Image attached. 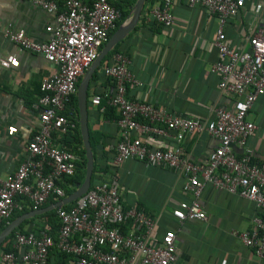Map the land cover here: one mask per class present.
Masks as SVG:
<instances>
[{
  "label": "built area",
  "instance_id": "1",
  "mask_svg": "<svg viewBox=\"0 0 264 264\" xmlns=\"http://www.w3.org/2000/svg\"><path fill=\"white\" fill-rule=\"evenodd\" d=\"M52 16L44 30L48 37L38 42L24 31L6 30L4 36L20 51L42 56L54 70L40 83L33 102L37 128L25 147V157L15 171L0 179V225L9 224L16 212L38 210L65 196L64 179L75 175L80 156L58 143L78 128L70 104L80 77L97 58L116 28L120 11L113 0H24ZM248 0H149L147 14L156 24H174L173 6L202 8L218 19L214 45L218 58L211 72L218 88L230 96L232 106L215 108L212 119L177 116L165 107L129 97L128 85H141L129 69L130 58L112 52L101 67L108 79L89 98L92 106L102 101L116 113L118 139L112 146V163L120 166L136 160L145 166L168 168L184 178L183 191L190 201L180 202L171 212L179 222H201L206 218L201 196L206 185L251 201L257 213L252 228L233 231L241 243L264 258V157L255 158L246 140L256 129L247 116L264 94V0H251L248 11L251 30L243 46L232 48L225 26L239 14ZM10 62L15 63L13 59ZM206 133L216 141L204 163L193 161L183 150L185 138ZM151 141V142H150ZM155 142V143H153ZM159 142H163L159 144ZM236 148H239L237 151ZM100 174L73 205L55 208L59 221L56 236L46 229L17 231L0 252V264H50L51 253L67 256L64 264H179L176 234L166 230L154 237L155 219L138 206L123 201L117 175Z\"/></svg>",
  "mask_w": 264,
  "mask_h": 264
},
{
  "label": "crops",
  "instance_id": "2",
  "mask_svg": "<svg viewBox=\"0 0 264 264\" xmlns=\"http://www.w3.org/2000/svg\"><path fill=\"white\" fill-rule=\"evenodd\" d=\"M113 1L128 10L120 26L130 18L133 5L128 7L122 0ZM246 4H240L238 16L225 26L228 43L235 49L243 46L254 24H249L253 18L248 7L245 9ZM147 8L148 3L144 2L133 29L118 42L117 49L130 58L129 69L141 82V85H128L129 97L165 107L177 116L195 117L201 121L212 119L217 107L230 108L232 99L220 91L219 78L210 69L218 58L214 45L217 17L202 8L190 9L175 2L174 24L162 27L148 17ZM51 22V15L27 1L0 0V179L11 175L25 157L27 141L37 128L38 115L32 104L39 96L41 80L54 70V66L42 56L21 52L4 33L6 30L24 29L31 39L41 42L47 39L44 28ZM105 63L106 60L102 64L100 62L99 77L88 84V100L106 85L101 72ZM113 116L107 118L88 103V131L99 138L95 158L97 168L108 177L119 176L123 201L127 206H138L152 215L156 222L154 237H160L166 230L175 232L179 264H264V258H259L252 248L244 246L232 233L252 228L251 219L257 209L251 201L206 185L201 196L205 220L177 221L171 214L172 210L180 202L191 199L183 191V176L168 168L145 166L136 160H126L120 166H114L111 149L118 139L119 130L115 112ZM247 118L256 125V129L247 138L246 146L255 158L262 159L264 94L253 104ZM185 139L183 150L198 163H204L216 145V141L206 133ZM58 143L77 154L81 151L76 138H64ZM24 209L26 211L21 214L31 211L28 205ZM49 211L22 221L21 230L46 227L48 219L41 215ZM54 258L53 253L51 263Z\"/></svg>",
  "mask_w": 264,
  "mask_h": 264
},
{
  "label": "water",
  "instance_id": "3",
  "mask_svg": "<svg viewBox=\"0 0 264 264\" xmlns=\"http://www.w3.org/2000/svg\"><path fill=\"white\" fill-rule=\"evenodd\" d=\"M145 0H136L132 6L131 16L121 24L109 37L105 45L100 50L97 58L92 62L89 68L83 74L82 79L80 80L77 86L76 98H77V108H78V123L79 130L81 134V139L85 151V173L84 178L81 183L75 185V189L65 196L60 201L53 203L45 208H40L38 210H32L26 213L21 214L14 220H12L1 232H0V245L19 225L22 221L31 218L35 215L43 213L45 211L53 210L62 205L69 204L75 201L77 198L82 196L90 187L91 176L93 172L94 158L92 155V150L90 147L89 140V131H88V106H87V88L92 78L94 71L99 66L101 60L108 54L109 51L118 43L127 33H129L135 23L137 22L139 15L141 13L143 4Z\"/></svg>",
  "mask_w": 264,
  "mask_h": 264
},
{
  "label": "trees",
  "instance_id": "4",
  "mask_svg": "<svg viewBox=\"0 0 264 264\" xmlns=\"http://www.w3.org/2000/svg\"><path fill=\"white\" fill-rule=\"evenodd\" d=\"M122 1L125 3V6H128V7L130 6L131 7L135 3L136 0H122ZM148 1L149 0H145V3L148 2ZM113 4L120 11V18H119V20H118V22L116 24V28L110 33L109 37L118 28L119 24L121 22H123L124 19L126 18V16L128 15V10L127 9H124V5L119 4V3H114V2H113ZM118 44L119 43H116L115 46L111 49V51H109L108 54L101 60V64L107 59V57L112 52L119 51L117 49ZM101 64L94 71V73L92 75V78L90 79L89 84H91L93 81H95L99 77V75L97 74V70L100 68ZM82 77H83V75L80 77L79 82L82 79ZM105 79H106V83H107L108 82V79L107 78H105ZM79 82H78V84H79ZM39 94H40V90H39ZM88 97L89 96L87 95V106H88V103H89ZM70 104L72 105L74 112H72V111L71 112L66 111L65 114L66 115L74 114V115H76V117L78 119V108H77V98H76V95L72 96V98L70 100ZM99 107H103V114L107 118H110V119L111 118H114V116H113V112H114L113 107L107 106L104 101L101 102V104L99 105ZM97 110H99V108ZM116 118L117 117L115 116V120H116ZM78 128H79V123H78ZM75 133H76V136L73 135L71 137L72 138H76V140H78L79 144L81 145V151L78 152V154L82 158V161L78 164V168H77V171H76L75 175L72 176V177H70V178L64 179V181L62 183V186L65 189V194L66 195H68L69 193H71L74 190L76 184L81 183L83 181L84 173H85V163H86L85 151H84V147L82 145V139H81V135H80L79 129ZM89 140H90V147H91V150H92V155H93V158H94L93 172H92V176H91V183H93V181L102 173V171L97 168V164L95 162L96 153H97L96 145L99 142V138H96V135H94L93 132H91L89 130ZM68 149H70L71 151H74L71 148H68ZM67 185H70L71 188H69ZM73 203H74V201L71 202V203H69V204L64 205V207L65 208L70 207L71 205H73ZM43 206H47V204H45ZM24 211H26V210L24 209L21 212L14 213L13 216L10 218L9 222H11L15 217L19 216ZM41 216H46L47 219H48L47 220V226L44 227V229H46L52 236L55 237L56 236V232L58 230V226H59V221H58V219L56 217L55 210H50L49 212H46V213L42 214ZM21 225L22 224H20L19 227H17L8 237H6V239L0 245V249L8 250L7 241L14 236V233L15 232H17V231L25 232V231L21 230ZM6 226H7V224L0 225V232ZM34 229L35 230H38L40 228H34ZM34 229H32V230H34ZM53 253L55 255V258H54L55 261L52 262V263H50V264H64L65 263L66 258H67V256L65 254H63L61 252L53 251L51 253L52 256H53Z\"/></svg>",
  "mask_w": 264,
  "mask_h": 264
},
{
  "label": "rangeland",
  "instance_id": "5",
  "mask_svg": "<svg viewBox=\"0 0 264 264\" xmlns=\"http://www.w3.org/2000/svg\"><path fill=\"white\" fill-rule=\"evenodd\" d=\"M248 3H250L251 4V0H248L247 1V4L246 5H244V7H245V9L247 8V6L249 5ZM241 4V3H240Z\"/></svg>",
  "mask_w": 264,
  "mask_h": 264
}]
</instances>
